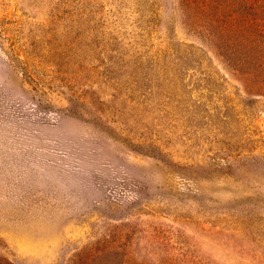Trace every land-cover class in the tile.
Masks as SVG:
<instances>
[{"label": "rangeland", "instance_id": "374dc122", "mask_svg": "<svg viewBox=\"0 0 264 264\" xmlns=\"http://www.w3.org/2000/svg\"><path fill=\"white\" fill-rule=\"evenodd\" d=\"M0 264H264V0H0Z\"/></svg>", "mask_w": 264, "mask_h": 264}]
</instances>
